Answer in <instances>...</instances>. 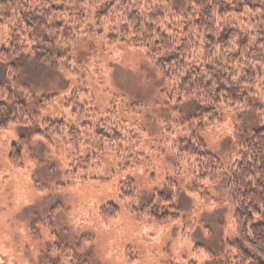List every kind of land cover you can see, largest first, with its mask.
<instances>
[{"label": "trees", "instance_id": "16d2710c", "mask_svg": "<svg viewBox=\"0 0 264 264\" xmlns=\"http://www.w3.org/2000/svg\"><path fill=\"white\" fill-rule=\"evenodd\" d=\"M185 1L186 12L180 15L168 7V0H0V131L11 126L31 128L29 106L35 104L38 111H44L56 98H37L20 81L15 61L26 56L43 66L72 72L74 51L86 35L103 43L104 49L116 45L143 51L167 82L162 95L168 107L187 99L196 103L192 113L167 127L171 137L170 129L177 136L163 140V150L172 155L175 175L166 178L161 188L153 187L145 201L139 199L132 177L124 178L118 186V199L127 203V213L141 225L160 228L179 220L176 202L182 193L212 200L199 184H217L224 171L221 160L208 151L202 134L220 123L224 114L239 115L252 108L255 88L264 91V29L258 24L264 22V0ZM82 94L88 92L73 90L67 101L74 127L44 119L33 129L40 146L56 148L62 143L66 148L69 164L55 188L111 181L117 170H105L104 176L97 172L100 152L117 155L119 172L150 170L155 152L134 154L133 143L139 146L141 139L129 131L113 103L101 118L89 105H78ZM128 109L138 114L145 110L138 102ZM26 142L21 138L11 145L10 166H24ZM97 145L99 154L89 153ZM238 148L237 160L226 176L236 239L229 246L234 257L225 264H264V127L253 131ZM185 171L192 179L183 192L176 178ZM31 182L39 193L48 189L35 177ZM61 209L57 204L40 220L51 225ZM98 215L109 224L120 215V209L108 203L99 208ZM59 250L70 251L71 247L60 245Z\"/></svg>", "mask_w": 264, "mask_h": 264}, {"label": "rangeland", "instance_id": "374dc122", "mask_svg": "<svg viewBox=\"0 0 264 264\" xmlns=\"http://www.w3.org/2000/svg\"><path fill=\"white\" fill-rule=\"evenodd\" d=\"M81 1V0H79ZM168 7L183 15L185 0H168ZM100 8L97 9L99 11ZM92 20L90 19L91 23ZM264 29V22L258 21ZM3 34L0 32V39ZM93 46V47H92ZM92 48V49H91ZM72 72L59 67L43 66L26 56L15 61L21 82L27 84L37 98L56 96L44 111L35 104L29 106L32 127L11 126L0 131V264H225L234 253L229 247L236 239L233 210L227 203L226 176L237 160L239 146L251 138L252 132L264 127V91L255 88L252 108L247 112L224 114L220 123L207 129L202 139L210 153L223 165L217 184L200 183L202 190L212 198L201 201L197 196L182 193L176 208L179 220L169 227L141 225L126 211L125 202L118 199V186L126 177L136 183L139 199L145 201L153 187L161 188L166 178L175 175L172 155L163 150L164 138H175L177 132L167 127L192 113L197 105L190 99L168 107L162 95L167 82L147 61L141 50L116 47L104 49L90 35L81 37L74 51ZM88 92L78 97V105H89L103 118L113 103L129 131L141 139L133 143L137 154H151L150 170L118 171L117 155L101 153L97 171H116L109 182L89 181L78 186L56 189L69 164L66 148L40 146L33 137V129L44 119L64 121L74 127V118L67 101L73 90ZM138 102L144 107L141 114L132 113L128 105ZM169 130V131H170ZM23 138L27 142L22 150L24 166L15 168L8 162L12 144ZM89 153L99 154L92 146ZM164 151V155L160 154ZM117 168V169H116ZM185 171L176 178L181 190L186 191L192 175ZM153 175V181L148 177ZM48 189L37 192L31 178ZM191 182V181H190ZM189 184V183H188ZM219 202H216V201ZM114 203L120 209L115 221L104 224L99 208ZM57 204L62 209L51 225L40 219ZM88 242L81 243L80 240ZM80 245H79V244ZM78 244V248H76ZM60 245L71 247L59 250Z\"/></svg>", "mask_w": 264, "mask_h": 264}]
</instances>
